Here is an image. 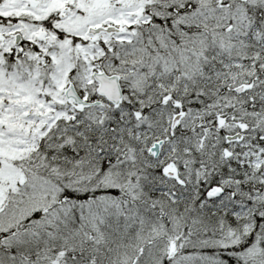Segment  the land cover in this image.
Wrapping results in <instances>:
<instances>
[{"label": "snow or ice", "instance_id": "obj_1", "mask_svg": "<svg viewBox=\"0 0 264 264\" xmlns=\"http://www.w3.org/2000/svg\"><path fill=\"white\" fill-rule=\"evenodd\" d=\"M0 264H264V0H0Z\"/></svg>", "mask_w": 264, "mask_h": 264}]
</instances>
